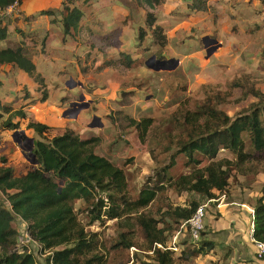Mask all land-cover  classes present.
<instances>
[{
  "label": "rangeland",
  "instance_id": "rangeland-1",
  "mask_svg": "<svg viewBox=\"0 0 264 264\" xmlns=\"http://www.w3.org/2000/svg\"><path fill=\"white\" fill-rule=\"evenodd\" d=\"M23 1H18V4L21 5ZM127 1L108 0V7L118 5L129 11L128 16L121 17L120 14L124 15V13L119 10L116 16H112L113 18H110L107 11L96 15L94 9L104 5L101 0H89L90 4L89 2L78 4L85 17L82 26L70 34L63 43L61 39L63 32L58 21L62 14V3L56 7L48 0H34L26 4L24 9L22 7L24 11L20 16H5L4 21L9 36L4 46L23 47L27 56L38 68L37 73L44 77L47 98L45 101L42 100V89L33 79L34 85L31 83V86L27 87L23 84L20 89L11 91L7 95L8 102H4L6 103L4 105L9 106L11 112L4 114L2 120H9L18 127L14 130L0 131V143L7 140V147L1 151L0 156L13 159L15 155L12 151H16L20 153L19 158L31 166L24 158L23 150L13 141L12 135L15 132H24L26 137L34 139L35 142L41 138L27 129L28 123L50 124L51 117L65 120L61 128H52L46 137L62 135L67 129L83 139L98 137L99 143L94 150L95 153L124 172L128 183V196L134 200L138 198L143 186L147 185L153 171L166 165L175 151L174 145L177 143L178 135L175 122L179 118L178 113L182 109L193 110L196 103L205 99L203 85H210L212 96L217 93L220 95L218 108L229 117H234L257 101L251 96L244 98L242 92L238 90L230 91L228 83L232 79L251 76L256 81V88L264 93V30L261 31L252 24L243 27L235 24L230 32L231 36L222 34L231 22L228 19L229 14H222L223 4L220 0L214 2L209 0V8L205 12L209 15L193 12L187 8L185 10L183 5L185 0H170L176 2L179 7L171 13L174 20H170V17L159 19L168 41L164 49L152 43L149 37L137 42L138 30L145 26V16L149 8L137 5L130 7L131 3ZM168 7L171 8V4H168ZM158 8L154 11L160 12ZM34 11L55 12L53 21L50 22L52 28L47 33L40 34L31 29L19 28L24 24L36 25V28L43 26V23L33 15L25 18V14L31 15ZM100 15L102 18L99 17ZM42 16L47 17V15ZM235 21H238L236 17L233 23ZM205 37L219 43L222 41L223 44L219 48L218 44L213 45L217 49L209 58H205L206 51L202 44V39ZM121 53L128 54L134 60L133 67L127 70L121 65L104 66L108 61L111 63L117 61ZM160 54L164 57L160 61L168 62L165 65L167 68L175 65V62L178 63L174 70L153 72L145 67L144 63L148 58L155 55L158 59ZM20 75L21 73L14 71L12 76L17 81ZM68 81L70 88L66 86ZM79 83L82 86H79ZM81 95L84 96L83 102L90 101L89 107L82 109L78 115L75 112L66 114L70 110V104L77 102ZM222 96H225V99ZM16 112L23 113L24 118L16 116ZM93 117L100 119L103 123L102 128H88ZM142 119H151L154 128L147 135L140 136L131 121L140 122ZM246 146L248 148V144ZM166 147L171 150H167ZM27 159L31 160V157L27 156ZM222 159L234 161L235 157L232 153L222 150L216 161ZM175 162L176 165L170 170L172 185L164 188V191L159 193L144 210L153 215L157 221L162 220V213L167 207H188L192 201L200 206L207 201L195 193L185 190L179 192L176 186L173 187L179 177L188 175L192 171L187 168L185 157L176 156ZM207 164L208 162L204 160L198 167ZM260 170L261 167L257 166L251 168L245 176L235 175L229 179L224 203L227 205L232 201L236 203L221 209L227 210L228 215L222 213V216L218 213L216 203L210 204L206 210L203 219L204 239L214 244L210 255L201 256L198 261H196L198 257L190 258L188 261L184 260V255L180 257L181 252L186 251L188 247L194 249L188 227L185 226L176 241L178 252H172L174 264L243 263L238 257V238H235L237 233L232 235L227 233L226 241H218L219 243L210 239H214L215 236L217 238L225 236L223 231L214 227H222L236 220L233 218V212L228 213L229 210L234 208L235 214L239 215L243 211L248 210L249 213V209L252 210L255 200L264 187V172ZM74 208L85 231L97 234L101 251L107 255L106 264H156L153 251L145 249L140 230L132 221L135 214H129L123 222L124 226L118 228L115 225L116 220L107 221L103 225L99 222L89 225V214L86 204L82 201H77ZM249 215L251 220L246 226L248 235L253 223L252 215L250 213ZM207 218L211 220L214 229L206 227ZM165 222L172 228V231L165 233L168 243L173 241L183 222L179 225L171 224L170 219H166ZM12 227L15 229L13 222ZM162 227V224H158V228ZM120 233L129 234L134 244L127 249L112 250L110 247L117 241ZM104 246L106 250L103 249ZM254 258L256 261L261 260L255 256Z\"/></svg>",
  "mask_w": 264,
  "mask_h": 264
},
{
  "label": "trees",
  "instance_id": "trees-1",
  "mask_svg": "<svg viewBox=\"0 0 264 264\" xmlns=\"http://www.w3.org/2000/svg\"><path fill=\"white\" fill-rule=\"evenodd\" d=\"M16 1L20 0H0V42L8 38V28L2 13ZM87 2L88 0H63L60 24L64 37L80 28L83 12L77 5ZM127 2L131 3L130 7L137 5L149 8L145 26L138 30L137 42L149 37L152 43L164 49L168 43L167 37L163 27L157 24L154 11L163 5L164 0ZM208 2L209 0H191L188 8L193 12L205 13L209 8ZM54 14V11L40 13L48 17H53ZM163 59L160 54L158 60ZM134 64L128 54L121 53L117 61H108L104 66L121 65L128 70ZM0 65H8L33 79L42 89V100H46L44 80L36 72V66L26 56L22 46L0 50ZM209 86L203 85L205 99L196 103L193 110L182 109L178 113L179 118L175 122L178 132L175 151L166 165L153 171L147 185L143 186L138 198L134 200L128 196L124 172L95 153L98 137L83 139L67 129L62 135L48 138L46 135L52 130L51 127L41 123H28L27 129L41 138L34 142L33 147L36 166L26 174L16 176L11 168L4 167L7 160L0 157V164L3 166L0 167V264H35L31 255L17 250V234L12 227L15 215L27 224L33 240L52 251V264H106L107 255L101 251L97 234L86 232L78 220L74 208L77 201L86 204L89 225L95 222L103 225L107 221L116 220L115 225L122 228L125 218L129 214H135L132 221L140 230L145 249L153 251L156 264H174L172 251L153 249L154 245L167 244L165 233L172 231V228L165 222L166 219H170L173 225H179L188 221L200 206L192 201L188 207H167L162 213L161 221L144 210L164 188L172 185L170 170L176 165V156L185 157V164L192 171L179 177L173 187L176 186L179 192L185 190L195 193L204 200L216 199L218 195L225 193L229 179L235 175L245 176L251 168L257 166L261 167L260 172H264V93L256 88V81L251 76L232 79L228 83L230 91L238 90L244 98L251 96L257 101L234 117H229L219 110L220 95L217 93L212 96ZM222 97L225 99V96ZM9 112L10 107L0 102V131L18 127L9 120H2L3 115ZM15 115L21 118L25 116L21 112H16ZM131 122L140 136L147 135L154 128L151 119ZM222 150L232 153L235 160L216 161ZM204 160L208 164L198 167ZM2 196L10 203L13 213L6 207ZM252 211L253 238L264 243V187L255 200ZM139 212L141 213L137 215ZM158 224L163 227L158 228ZM204 236L203 229L199 243L196 246L192 244L194 249L188 247L186 251H182L180 257L184 255V260L188 261L190 258L210 254L214 244L205 241ZM133 244L129 234L120 233L110 248L127 249ZM103 249L106 250V247ZM49 261L50 258H47L45 264H50ZM259 262L264 264V257Z\"/></svg>",
  "mask_w": 264,
  "mask_h": 264
},
{
  "label": "crops",
  "instance_id": "crops-1",
  "mask_svg": "<svg viewBox=\"0 0 264 264\" xmlns=\"http://www.w3.org/2000/svg\"><path fill=\"white\" fill-rule=\"evenodd\" d=\"M32 1H34V0H24L23 3L20 5V13L18 15H15V16H20L22 14V12L24 11V10H22V7L24 9L26 4L31 3ZM48 1L51 2L52 4H54L56 7H57V5H59L60 3L63 2L62 0H48ZM181 1H183V0H181ZM211 1L214 2V0H211ZM220 1H221V4H223L222 14H224V15L229 14L230 17L228 19H229V22H231L226 26V28L222 32V34L231 36L230 32H232L233 26H235V24L238 25V27H243V26H246L247 24H252L253 26H256L258 29H260L261 31L264 30V1L263 2H262V0H220ZM88 2H89V0H88ZM190 2H191V0L190 1L189 0L184 1L183 5H184L185 10H186V8L189 10L188 5H190ZM101 3H104V5L94 9V12H96V15L107 11L110 15V18H113L112 16L113 15L116 16L119 10L124 13V15L120 14L121 17L122 16L125 17V16L129 15V11H127V9L124 7H121V6L118 7V5L117 6L112 5V7H108V4H109L108 0H101ZM88 4H90V2ZM105 4H107V5H105ZM168 4H171V8L168 7ZM178 7L179 6H178V4H176V2L166 0V2L164 3V6L162 8L161 7L158 8L161 13L159 11H155L156 17H157V24L160 25L161 27H163L162 23H160V21H159L160 18H165V17L169 18L170 17V20H174L171 13H174L175 9ZM233 7L235 9H233ZM228 8H230V10ZM115 9H117V10H115ZM165 10H167V11H165ZM92 12H93V10H92ZM197 14L198 13H195V15H197ZM205 14L209 15V13H205ZM205 14H202V15H205ZM2 15H3V13H2ZM32 15L35 16L37 18V20H40V22L43 23V26L41 28H38V27L36 28V25L24 24V25H22V27L20 25L19 28H21L22 30L31 29L32 31H37L40 34H45L49 30H51L52 24L50 22L53 21L52 16L51 17H48V16L43 17L42 15H40V13L38 11H34L33 13H31V15L25 14V18L26 17L29 18V16H32ZM120 16L119 17L117 16V18H120ZM59 17L61 19V16H59ZM99 17L102 18V15H100ZM235 17L238 21H235L233 23V20L235 19ZM84 18L85 17L83 15L82 21ZM117 18H115V19H117ZM60 19L58 18L59 22H60ZM81 26H82V22H81L80 28H81ZM247 29H248V27L245 29V32ZM8 36H9V30H8ZM67 37L68 36L64 37V35L61 36L62 43L67 39ZM6 40L3 42H0V50L7 48L6 46H4L5 42L7 43ZM216 42H217L216 44L219 45V46H217L219 48L222 44V41H221V43H219L218 41H216ZM119 46L121 47L122 44L120 43ZM24 53L26 54L25 51H24ZM26 56H27V54H26ZM28 58L30 59V57H28ZM205 58H206V55H205ZM14 71H16V70L11 69V67L8 65H0V102H1V104H6L4 102H8L7 95L10 94L11 91L14 92L17 89H20V87H22L23 84L26 85L27 87H30L31 83L34 85L32 79L20 71H18V72L21 73V75L19 76V79L17 81H15V79L12 76ZM37 71H38V68L36 67V72ZM23 79H24V81H22ZM50 119H51V122L54 121L52 123V125H51V122H50V124H47V123H41V124H45L51 128H61L62 125L65 124V120H60L58 118L56 119L54 117H51ZM102 125H103V123H102ZM6 143H7V140H4L3 143L2 142L0 143V153L2 150L5 149V147H7ZM12 152L15 155V158H13V159H8L6 156H0V157H3L7 160L8 163L4 167L11 168L13 170L14 175H16V174H17L16 176L24 175L29 170L34 168V166L28 165L22 158H19V156H20L19 152H16V151H12ZM0 167H3L2 164H0ZM16 169H17V172H16ZM224 202L219 205V208L217 207L219 203L215 202L216 208L218 209V213H220V214L223 213V214L228 215L226 213L227 210L223 209L225 211L222 212L223 210H221V209L225 206H228V205H234L236 203V201L229 202L228 205L225 204ZM215 203H210V204L214 205ZM234 210L235 209L233 208V209L229 210L228 213L233 212V214H234L233 218H236V220H232V221H230L229 224L222 225V227H218V228L214 227L215 229L223 231V234H225V236H223L222 238H217L215 236L214 239H210V240L215 241V242H218V241L223 242L224 240L226 241V239H227L226 237H228L227 233H229L231 235L237 233V236H235V238L236 239L238 238L237 239L238 240V246H239L238 257H240L239 260H241L243 262L242 264H260L261 262L256 261L254 258L255 247L250 242L249 235L247 234L248 231L246 229V226H248V224L251 220L249 218L250 212L248 213V210L246 211L247 213L243 211L239 215V214H235ZM250 210L251 209H249V211ZM223 214H222V216H223ZM239 216H241V217H239ZM231 217L232 216H229V218H231ZM205 224H206V227L214 229L211 220H209L208 218L205 219ZM246 247H248L249 249H246ZM206 256H208V255H206ZM200 258H201V256H199L196 261H198Z\"/></svg>",
  "mask_w": 264,
  "mask_h": 264
},
{
  "label": "built area",
  "instance_id": "built-area-1",
  "mask_svg": "<svg viewBox=\"0 0 264 264\" xmlns=\"http://www.w3.org/2000/svg\"><path fill=\"white\" fill-rule=\"evenodd\" d=\"M20 13V5L18 4V1H16L13 5L9 6L5 9L3 12L4 16L10 17L13 15H18ZM2 199L4 200L6 207L10 210V212L13 213L12 208L8 200L2 196ZM225 199V193L218 196L216 199L207 200L205 204L200 205V207H197L194 211L191 218L183 222L181 225L180 230L177 232L176 236L174 237L173 241L167 243L166 245L163 244H155L153 249H160V250H168L172 252H178L177 248V238L179 234L182 232V229L187 226L189 230V236L191 243L196 246L200 241V232L204 229L203 225V219L206 215V210L209 208L210 203H221L224 202ZM250 214L253 216V211H249ZM15 215V214H14ZM13 223L15 225V231H16V237H17V250L23 251L28 255H31L35 261V264H45L46 259L50 258L49 263L52 264L51 256L52 251L47 250L37 241L33 240L28 232L27 224L18 216H14ZM14 229V227H13ZM249 239L250 242L255 247V257L257 259H261L264 257V243L258 242L253 238V223H251L250 231H249ZM135 250V249H134Z\"/></svg>",
  "mask_w": 264,
  "mask_h": 264
},
{
  "label": "water",
  "instance_id": "water-1",
  "mask_svg": "<svg viewBox=\"0 0 264 264\" xmlns=\"http://www.w3.org/2000/svg\"><path fill=\"white\" fill-rule=\"evenodd\" d=\"M202 44L203 47L206 51V58H209L215 51L216 47L213 46L216 44V41L210 39L209 37H205L202 39ZM172 62V61H170ZM168 63L167 61H160L156 59L155 55H152L146 62L145 66L147 69L153 71V72H160V71H172L175 69L177 66V62H175V65H173L170 68H167L165 65ZM70 81L66 83V86L70 88L71 86L69 85ZM79 86H82L80 83L78 84ZM84 101V96L81 95L79 100L77 102L71 103L70 104V110L67 111L66 114H69L70 112H75V114H79L82 109H87L89 107L90 101L85 103ZM83 102V103H82ZM103 125L100 121L99 118L93 117L91 123H89L88 128L90 129H95V128H102ZM13 141L19 146L20 149L23 150V156L24 158L29 161V163L32 166H36L37 162L35 159V156L33 154V147H34V139L26 137L24 132H15L12 135ZM23 140V141H21ZM25 146V148L22 146ZM31 157V160L27 159V156Z\"/></svg>",
  "mask_w": 264,
  "mask_h": 264
},
{
  "label": "bare ground",
  "instance_id": "bare-ground-1",
  "mask_svg": "<svg viewBox=\"0 0 264 264\" xmlns=\"http://www.w3.org/2000/svg\"><path fill=\"white\" fill-rule=\"evenodd\" d=\"M52 122H54V121H52Z\"/></svg>",
  "mask_w": 264,
  "mask_h": 264
}]
</instances>
